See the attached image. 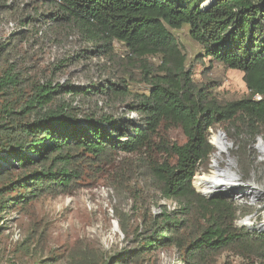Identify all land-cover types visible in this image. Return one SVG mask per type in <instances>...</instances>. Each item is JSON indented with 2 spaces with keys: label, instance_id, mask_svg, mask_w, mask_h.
<instances>
[{
  "label": "trees",
  "instance_id": "16d2710c",
  "mask_svg": "<svg viewBox=\"0 0 264 264\" xmlns=\"http://www.w3.org/2000/svg\"><path fill=\"white\" fill-rule=\"evenodd\" d=\"M207 1L47 0L51 13L39 19L77 33L109 60H116L113 43L124 45L130 53L126 63L140 64L150 92L133 97L129 109L137 121L115 122L105 113L79 118L65 101L52 106L56 97L83 94L116 103L130 96L125 81L113 75L118 82L110 79L98 87L36 84L32 95L19 102L22 91L17 88L23 82L8 65L0 73V213L9 206L25 207L43 193H69L80 178L81 160L101 163L116 153L140 156L161 198L180 208L168 211L155 203L160 209L155 215L138 193L134 210L142 215L146 208L148 217L143 215L142 222L150 223L151 231L136 247L105 264H140L145 254L168 246L179 249L184 264H193L249 239L247 229L234 226L240 209L234 201L222 194L203 197L192 183L200 169L209 170L215 152L209 130L223 126L250 142L264 138V0H214L202 8ZM35 23L27 16L19 24L28 30L16 35L31 32ZM183 26L202 47V57L244 74L247 98L222 102L210 86L194 83L186 56L170 32ZM7 51L8 43H0V58ZM147 57L160 58V65L151 67ZM172 128L182 131L184 144L161 136ZM151 152L162 158L152 159ZM119 187L120 181L114 188ZM256 237L264 240V235Z\"/></svg>",
  "mask_w": 264,
  "mask_h": 264
},
{
  "label": "rangeland",
  "instance_id": "374dc122",
  "mask_svg": "<svg viewBox=\"0 0 264 264\" xmlns=\"http://www.w3.org/2000/svg\"><path fill=\"white\" fill-rule=\"evenodd\" d=\"M48 4L47 0H17L11 4L0 0V21L19 24L29 16L36 22L34 28H30L31 32L24 36L8 35L0 30V43H8V51L0 58V73L12 65L20 74L23 84L17 88L22 91L18 101H26L36 84L52 82L53 87L56 84L98 87L104 86L110 79L118 82L114 75L120 78L119 81H125L130 94L125 100L114 103L104 97L59 95L52 106L65 101L75 109L79 118L83 113H105L112 116L115 122L137 121L136 113L129 109L133 97L150 92L149 85L142 80L140 64L131 66L126 63L130 53L122 44L113 43L116 60H109L105 54H97L100 49L84 42L77 33H69L61 26L42 21L38 15L51 13ZM39 31H43L41 36H37ZM170 32L186 56L185 65L192 70L196 85L210 86L212 93L222 102L248 97L244 74L202 57L203 49L190 38L188 26ZM146 60L151 67L160 65L158 57H147ZM218 132L224 133L232 144L230 157L235 164L233 170L240 176L241 182H252L264 191V159L256 149L257 140L264 138L258 137L250 142L238 137L237 131L218 126L209 130L210 144V136ZM161 136L179 145L185 143L179 128L161 132ZM112 155V160L101 163L81 160L80 178L69 193H43L25 207L9 206L0 213V264H105L110 257L136 247L151 231L150 223L144 225L142 222L143 215L148 217L146 208L142 215L134 210L136 195L141 193L144 203L150 206L153 213L158 210L155 203L160 206L166 200L161 198L146 176L142 162L138 161L140 156ZM150 157L154 160L162 158L157 152H151ZM211 161L207 172L200 169L194 177L192 185L198 194L200 192L196 190L194 181L197 177L210 174ZM221 167H225V163ZM118 181L120 187L116 189L114 186ZM7 197L12 198V192ZM229 199L240 208L234 226L240 229L245 218L251 216V221L245 220L246 224L258 229L264 214V195L255 205L249 204L246 197L243 201ZM247 231L250 237L242 244L193 264H264V240L259 241L256 237L264 235V231ZM143 258L140 264H184L176 246L147 253Z\"/></svg>",
  "mask_w": 264,
  "mask_h": 264
},
{
  "label": "bare ground",
  "instance_id": "6f19581e",
  "mask_svg": "<svg viewBox=\"0 0 264 264\" xmlns=\"http://www.w3.org/2000/svg\"><path fill=\"white\" fill-rule=\"evenodd\" d=\"M210 142L215 149L211 161V172L209 175H203L195 179L194 186L196 190L203 194L216 192L218 195H226L228 198L239 201H243L246 197L249 204H257L259 198L264 195V191L255 186L252 182L242 183L240 176L234 172L233 167L235 164L230 157L232 144L228 142L226 137L223 138L218 133H212L210 136ZM256 149H258L264 159L263 139L258 140ZM222 163H225V167H221ZM250 218L251 217H247L245 220L251 221ZM245 220L242 226L249 227ZM250 229L257 233L264 231V214L261 225L258 229Z\"/></svg>",
  "mask_w": 264,
  "mask_h": 264
},
{
  "label": "built area",
  "instance_id": "2783aa9c",
  "mask_svg": "<svg viewBox=\"0 0 264 264\" xmlns=\"http://www.w3.org/2000/svg\"><path fill=\"white\" fill-rule=\"evenodd\" d=\"M17 0H7V2L9 4L15 2ZM0 30H2L3 32H6L8 33V35H12V34H18L19 32H22V31H27L28 28L25 27V26H22V25H19L17 22H13V21H0ZM43 33V31H39L37 36H41ZM255 100H260V97L258 95H256L254 97ZM160 206H165L168 211H174V210H177L179 209L180 207L178 206V204L174 201H166V202H163L162 205ZM160 213V209L158 208V210H154V214L157 215ZM248 217H251V216H248ZM247 219V217L245 218ZM242 228H247V226H241L240 229Z\"/></svg>",
  "mask_w": 264,
  "mask_h": 264
},
{
  "label": "water",
  "instance_id": "95a60500",
  "mask_svg": "<svg viewBox=\"0 0 264 264\" xmlns=\"http://www.w3.org/2000/svg\"><path fill=\"white\" fill-rule=\"evenodd\" d=\"M214 0H208L206 3H204L203 5H202V8L203 7H206V6H208V5H210L212 2H213ZM218 134L220 135V136H222L223 138H225L226 136H225V134L224 133H222V132H218ZM259 139H261V138H259ZM258 139V140H259ZM258 140H257V142H258ZM212 145V144H211ZM203 197H206V198H214V197H216L217 195H218V193H216V192H214V193H211V194H203V193H200ZM226 196V195H225ZM247 229H249V230H251L249 227H247ZM252 231V230H251ZM262 231H260L259 233H261Z\"/></svg>",
  "mask_w": 264,
  "mask_h": 264
}]
</instances>
